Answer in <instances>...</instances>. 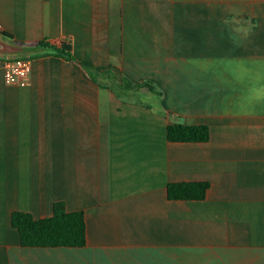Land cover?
Returning <instances> with one entry per match:
<instances>
[{
    "label": "crops",
    "instance_id": "obj_1",
    "mask_svg": "<svg viewBox=\"0 0 264 264\" xmlns=\"http://www.w3.org/2000/svg\"><path fill=\"white\" fill-rule=\"evenodd\" d=\"M2 32L31 71L7 85L0 57V264H264V0H0ZM175 123L208 141L168 142ZM196 181L203 200L167 198ZM55 202L85 245L21 246L11 213Z\"/></svg>",
    "mask_w": 264,
    "mask_h": 264
},
{
    "label": "trees",
    "instance_id": "obj_2",
    "mask_svg": "<svg viewBox=\"0 0 264 264\" xmlns=\"http://www.w3.org/2000/svg\"><path fill=\"white\" fill-rule=\"evenodd\" d=\"M13 45L20 43L14 41L13 36L1 33ZM30 51L50 49L52 55L74 61L72 55L63 49L48 44L44 40L35 42ZM15 59V58H14ZM85 71L92 80H100L102 83L110 82L116 92H134L141 86L147 87L152 92L155 88L149 82L133 84L119 78L107 70L98 73L88 67ZM166 139L171 143H205L209 139V128L206 125L169 124L166 127ZM209 188L205 181L169 183L166 186L167 198L170 200H203ZM10 225L19 237V243L24 247H82L85 245V220L82 211L67 212L61 202H55L52 214L42 219H34L30 214L13 211L10 215Z\"/></svg>",
    "mask_w": 264,
    "mask_h": 264
},
{
    "label": "built area",
    "instance_id": "obj_3",
    "mask_svg": "<svg viewBox=\"0 0 264 264\" xmlns=\"http://www.w3.org/2000/svg\"><path fill=\"white\" fill-rule=\"evenodd\" d=\"M31 71V60L28 57L10 59L4 63L3 80L7 85L24 86Z\"/></svg>",
    "mask_w": 264,
    "mask_h": 264
},
{
    "label": "rangeland",
    "instance_id": "obj_4",
    "mask_svg": "<svg viewBox=\"0 0 264 264\" xmlns=\"http://www.w3.org/2000/svg\"><path fill=\"white\" fill-rule=\"evenodd\" d=\"M0 42H3L5 44H8V45H12L7 39L3 38L0 34ZM3 56V57H7L8 59L7 60H10V59H14V58H18L17 56H20V54H11V53H0V57ZM25 56V55H24ZM136 96V100H143V101H147V102H151L149 100V98L145 97V96H141V93H138V94H135Z\"/></svg>",
    "mask_w": 264,
    "mask_h": 264
},
{
    "label": "water",
    "instance_id": "obj_5",
    "mask_svg": "<svg viewBox=\"0 0 264 264\" xmlns=\"http://www.w3.org/2000/svg\"><path fill=\"white\" fill-rule=\"evenodd\" d=\"M25 51L23 48L16 46V45H8L3 42H0V53H11V54H17L20 52ZM113 72L117 73L116 69H112Z\"/></svg>",
    "mask_w": 264,
    "mask_h": 264
}]
</instances>
